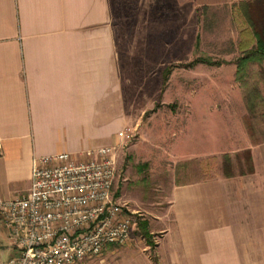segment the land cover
<instances>
[{
    "label": "crops",
    "instance_id": "crops-1",
    "mask_svg": "<svg viewBox=\"0 0 264 264\" xmlns=\"http://www.w3.org/2000/svg\"><path fill=\"white\" fill-rule=\"evenodd\" d=\"M114 4L0 0V199L30 191L34 156L127 141ZM250 149L253 172L174 185L147 264H264V142Z\"/></svg>",
    "mask_w": 264,
    "mask_h": 264
},
{
    "label": "rangeland",
    "instance_id": "rangeland-1",
    "mask_svg": "<svg viewBox=\"0 0 264 264\" xmlns=\"http://www.w3.org/2000/svg\"><path fill=\"white\" fill-rule=\"evenodd\" d=\"M251 2L114 0L126 126L134 134L119 147L115 190L138 223H149V232L154 211L169 202L174 185L224 175L225 154L232 156V172L247 174L246 151L264 142V58L238 71L257 44L251 20L264 24V4ZM197 57L224 63L184 66ZM167 66L173 71L165 82ZM7 233L0 217V264H17ZM152 236L137 224L126 244L82 264H120L130 257L147 264L154 256Z\"/></svg>",
    "mask_w": 264,
    "mask_h": 264
},
{
    "label": "built area",
    "instance_id": "built-area-1",
    "mask_svg": "<svg viewBox=\"0 0 264 264\" xmlns=\"http://www.w3.org/2000/svg\"><path fill=\"white\" fill-rule=\"evenodd\" d=\"M119 147L34 156L30 191L0 199L13 263L82 264L131 239L138 221L115 190Z\"/></svg>",
    "mask_w": 264,
    "mask_h": 264
},
{
    "label": "trees",
    "instance_id": "trees-1",
    "mask_svg": "<svg viewBox=\"0 0 264 264\" xmlns=\"http://www.w3.org/2000/svg\"><path fill=\"white\" fill-rule=\"evenodd\" d=\"M248 1H252L251 3H256V4H264V0H248ZM259 19L254 18V20H251L253 23V26H254V34L257 37V44L255 47H252L251 49H249L248 53L240 59V62L238 63V71L249 60L254 59L255 57L264 58V24L263 25L259 24V22H258ZM198 39H199V36H198ZM199 63H206V64H210V65H221L222 63H224V61L219 62L217 60H212V59L206 58V57H197V58L193 59L192 61L184 64V66L185 67H194ZM172 71H173L172 66H167L165 68V70H164V81L165 82L169 79ZM154 109L155 108H153V110ZM246 154H247V158L249 161L248 173H250V172L254 171V164H253V160H252L251 150L248 149L246 151ZM224 157H225V160H224V169H225L224 173L225 174L224 175L231 177V176L235 175V173L231 171L232 156L230 154H225ZM243 174H245V173H243ZM117 195H119V194L116 193V196ZM139 226L145 230V232L147 233L148 236H150L149 231H148V222L147 221H143V222L141 221L139 223Z\"/></svg>",
    "mask_w": 264,
    "mask_h": 264
}]
</instances>
